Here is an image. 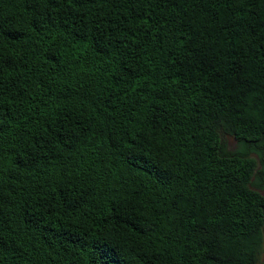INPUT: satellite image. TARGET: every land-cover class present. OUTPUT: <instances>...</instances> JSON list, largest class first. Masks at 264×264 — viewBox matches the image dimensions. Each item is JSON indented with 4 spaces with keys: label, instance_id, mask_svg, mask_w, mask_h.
Returning <instances> with one entry per match:
<instances>
[{
    "label": "trees",
    "instance_id": "1",
    "mask_svg": "<svg viewBox=\"0 0 264 264\" xmlns=\"http://www.w3.org/2000/svg\"><path fill=\"white\" fill-rule=\"evenodd\" d=\"M256 157L264 0H0V264H258Z\"/></svg>",
    "mask_w": 264,
    "mask_h": 264
},
{
    "label": "rangeland",
    "instance_id": "2",
    "mask_svg": "<svg viewBox=\"0 0 264 264\" xmlns=\"http://www.w3.org/2000/svg\"><path fill=\"white\" fill-rule=\"evenodd\" d=\"M223 141L229 151H234L238 147L237 142L231 136H223ZM256 159H257V166H256L257 176H255L252 179L251 187L255 190H258L260 193L264 194V182L261 180L264 177V173L261 171L263 169V166H262L261 161L257 157ZM259 171H261V173H259ZM258 177L261 179L259 180ZM258 264H264V239H263V251L261 253Z\"/></svg>",
    "mask_w": 264,
    "mask_h": 264
},
{
    "label": "flooded vegetation",
    "instance_id": "3",
    "mask_svg": "<svg viewBox=\"0 0 264 264\" xmlns=\"http://www.w3.org/2000/svg\"><path fill=\"white\" fill-rule=\"evenodd\" d=\"M264 182V179H261ZM264 195V194H263Z\"/></svg>",
    "mask_w": 264,
    "mask_h": 264
}]
</instances>
